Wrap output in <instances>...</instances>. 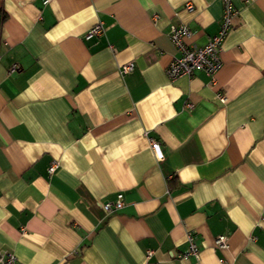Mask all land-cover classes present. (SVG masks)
<instances>
[{"label": "crops", "instance_id": "crops-1", "mask_svg": "<svg viewBox=\"0 0 264 264\" xmlns=\"http://www.w3.org/2000/svg\"><path fill=\"white\" fill-rule=\"evenodd\" d=\"M222 1L0 0V250L19 264H264V0H230L215 85L165 74L169 26L203 46ZM187 234L196 258L177 257Z\"/></svg>", "mask_w": 264, "mask_h": 264}, {"label": "built area", "instance_id": "built-area-1", "mask_svg": "<svg viewBox=\"0 0 264 264\" xmlns=\"http://www.w3.org/2000/svg\"><path fill=\"white\" fill-rule=\"evenodd\" d=\"M49 0H44L48 2ZM223 12L221 20L218 26L216 34H214L206 44L203 46L187 45L183 42V38L190 34V29L184 25H170L168 30V36L172 44L177 50V55L172 58L169 65L165 69V74L170 80H174L180 76L191 77L196 72H203L209 78V84L215 85V76L221 67V59L219 52L221 44L229 30L232 28V18L236 14L230 0L222 1ZM185 9L191 10L192 5L190 3L185 4ZM104 31L101 22L94 24L85 34L86 39H90L94 36L102 34ZM133 68L132 62L123 64L120 68L121 73L129 72ZM16 69V66L12 67V70ZM218 98L224 101L223 94L217 93ZM153 149L157 150V155L161 156L157 142L153 139L149 140ZM58 166V162L53 160L48 167V173H54ZM124 205V198L121 192L117 193L113 201H107L103 203V209L105 212L110 213L118 211ZM226 237L224 235L217 236L215 238V246L218 248H226ZM151 254V251L147 252V257ZM197 257L198 247L194 242L193 236L187 234V247L185 250L177 254V257ZM0 264H19L15 255L9 251L0 250Z\"/></svg>", "mask_w": 264, "mask_h": 264}]
</instances>
